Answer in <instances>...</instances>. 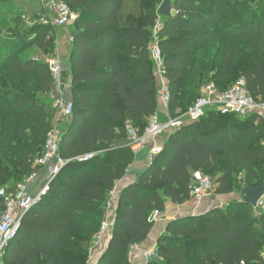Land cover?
<instances>
[{"label":"trees","instance_id":"1","mask_svg":"<svg viewBox=\"0 0 264 264\" xmlns=\"http://www.w3.org/2000/svg\"><path fill=\"white\" fill-rule=\"evenodd\" d=\"M16 1L0 0V6ZM60 1L77 14L67 27L72 40L63 59L72 105L71 117L59 125L64 165L22 215L3 264H88L108 194L135 161L125 124L142 134L158 110L154 44L169 118L185 113L207 85L224 92L240 78L247 93L264 102V0H171L166 18L158 15L164 0ZM3 9L0 189L12 193L42 169L35 162L55 116L46 59L54 56L57 37L40 9L28 20ZM162 135L161 152L119 191L112 235L97 264H130V247L146 240L152 215L164 212L167 201H190L194 173L207 175L216 195L264 182V118L257 114L208 110ZM4 213L0 197V217ZM156 254L147 264H262L264 208L238 200L177 218L158 238Z\"/></svg>","mask_w":264,"mask_h":264},{"label":"built area","instance_id":"2","mask_svg":"<svg viewBox=\"0 0 264 264\" xmlns=\"http://www.w3.org/2000/svg\"><path fill=\"white\" fill-rule=\"evenodd\" d=\"M39 2L42 6L53 11V18L51 21H46L44 24H49L56 29H63L69 27L77 19V14L72 12L60 0H39ZM71 40V35H69L67 37L68 45ZM152 54L156 67L155 77H157L160 82L159 105L166 108L168 103V91L162 77L161 53L156 44L152 46ZM46 64L54 82L55 99L52 106L55 110V116L53 126L44 143L43 154L36 160L35 165L41 167V171H46L48 181L43 184L35 194L26 192V186L38 178L40 171L33 173L26 181L18 184L15 191L12 193H6L4 189H0V197L5 205V213L0 217V264H3L1 257L8 242L15 237L18 231L22 215L36 205L41 197L46 194L49 182L64 165V162L60 159L58 154L60 138L59 125L61 122L71 117L72 105L67 95L70 87V80L65 76V64L57 49L54 56L46 59ZM208 110L219 112L222 115H236L239 117L257 114L264 118V102L255 101L247 93L243 78L238 79L224 92H218L213 84H209L201 90L200 97L185 113L175 118H167L163 122L160 121L158 114L155 113L149 118L142 134L129 123L125 124L127 146L134 154L139 153L148 148L151 143H154L163 133L177 129L185 122L198 121ZM160 152L161 147L153 144L149 147V159H152ZM193 181L190 189V203L193 206H198L201 202L209 198L213 186L208 176L199 173H194ZM118 193L119 190L115 187L108 194L105 216L98 233L94 237L90 249V256L93 250L102 254L109 243L114 226L115 204L118 199ZM256 208H264V199H261L257 203ZM152 220H154V216L151 217V221ZM134 250H136V246L130 247L129 255L132 254ZM155 258H157L156 250L146 251L144 253V260L146 263ZM240 264L244 263L241 262ZM262 264H264V262Z\"/></svg>","mask_w":264,"mask_h":264},{"label":"crops","instance_id":"3","mask_svg":"<svg viewBox=\"0 0 264 264\" xmlns=\"http://www.w3.org/2000/svg\"><path fill=\"white\" fill-rule=\"evenodd\" d=\"M70 35V30L68 28H63L60 30V33L57 35L56 39V48L63 59H65L69 53V46L67 43V37ZM157 114L159 116L160 121H165L168 116L167 109L161 105L158 106ZM162 139L158 140V138L151 143L149 147L153 144L156 146H160L162 143ZM149 147L135 154V161L128 169L125 177L122 178L117 184L116 187L120 191L123 187L134 183L136 174L143 170L151 159H149ZM48 181L47 173L45 170H42L38 178L34 181L30 182L26 186V192L29 194H35L39 188ZM234 195H217L213 197V200L210 201L208 199L201 202L198 206H193L190 201L186 202L182 205L172 204L170 201L165 203V210L159 214H153L154 220L153 228L147 236L146 240H144L140 245L136 246V250L129 255L130 264H147L144 260V253L146 251H154L156 250L157 240L158 238L166 232V227L168 222L173 221L177 218L193 216L203 214L206 211L215 208L221 207L231 201H238L241 198L233 197ZM234 198V199H233ZM116 207V204H115ZM101 254L97 253L96 250H93L88 264H97V261Z\"/></svg>","mask_w":264,"mask_h":264},{"label":"rangeland","instance_id":"4","mask_svg":"<svg viewBox=\"0 0 264 264\" xmlns=\"http://www.w3.org/2000/svg\"><path fill=\"white\" fill-rule=\"evenodd\" d=\"M34 1L35 2L33 4H31L30 2H25V1L23 2L22 0H18L9 9H3L6 6H4V7L0 6V11L2 9L5 12L6 11L7 12L11 11L13 14L23 15V18H25L26 20H28L29 17H30V15L33 12L38 11L40 9L42 11V18L41 19H42L43 23L46 22V21H51V19L53 18V11L51 9L45 7V6H42L41 3L39 2V0H34ZM7 7H9V6H7ZM1 16L2 15L0 14V30L3 31L6 28V24H7L8 17H6L7 19L5 20ZM60 30H62V29H55V31H56V37L60 33ZM34 55H36V51H33L30 54H26L24 56V58H27V57H30V56H34ZM156 79H157V77H156ZM157 81H158V83H160L159 82V79H157ZM159 88H160V86H159ZM161 139L162 140L164 139L163 135H160L158 137V140H161ZM199 174H201V173H199ZM204 176H207V175H204ZM232 195H234L233 196L234 198L235 197L241 198L240 192L239 193H234ZM214 196H217V195L215 194V188L213 187V189L211 191V194H210L208 200L212 201Z\"/></svg>","mask_w":264,"mask_h":264},{"label":"water","instance_id":"5","mask_svg":"<svg viewBox=\"0 0 264 264\" xmlns=\"http://www.w3.org/2000/svg\"><path fill=\"white\" fill-rule=\"evenodd\" d=\"M171 13V0H164L159 7L158 15L160 17H169ZM241 200L243 203L257 207V203L264 199V182L258 187H245L240 192Z\"/></svg>","mask_w":264,"mask_h":264}]
</instances>
